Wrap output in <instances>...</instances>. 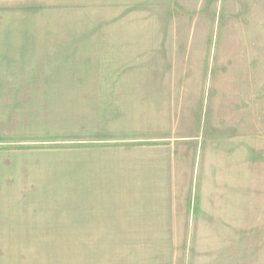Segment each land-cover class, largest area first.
<instances>
[{"label":"rangeland","instance_id":"obj_1","mask_svg":"<svg viewBox=\"0 0 264 264\" xmlns=\"http://www.w3.org/2000/svg\"><path fill=\"white\" fill-rule=\"evenodd\" d=\"M0 264H264V0H0Z\"/></svg>","mask_w":264,"mask_h":264},{"label":"crops","instance_id":"obj_2","mask_svg":"<svg viewBox=\"0 0 264 264\" xmlns=\"http://www.w3.org/2000/svg\"><path fill=\"white\" fill-rule=\"evenodd\" d=\"M98 229H142V227H118V228H109V227H100Z\"/></svg>","mask_w":264,"mask_h":264}]
</instances>
